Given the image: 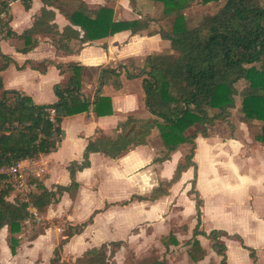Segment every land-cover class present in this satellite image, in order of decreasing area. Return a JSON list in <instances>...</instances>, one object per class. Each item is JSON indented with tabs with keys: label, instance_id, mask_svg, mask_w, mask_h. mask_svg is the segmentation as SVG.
Listing matches in <instances>:
<instances>
[{
	"label": "crops",
	"instance_id": "1",
	"mask_svg": "<svg viewBox=\"0 0 264 264\" xmlns=\"http://www.w3.org/2000/svg\"><path fill=\"white\" fill-rule=\"evenodd\" d=\"M84 1L92 7L107 3L114 9L116 21L144 14L136 9V2L132 4L129 0ZM9 6V26L14 33L20 34L32 25L43 3L31 0L29 8L25 9L19 1H12ZM50 9L54 10L53 22L61 31L69 21L56 8ZM38 40V44L26 52L19 50L22 47L20 39L5 36L0 40V66L6 64L0 69L3 88L22 92L36 104L54 102V84L66 82L67 70L60 72L57 64L63 68L71 62L84 66L83 82L86 78L92 89L90 94H82L92 101L97 79L94 68L115 66L117 62L141 54L145 57L169 46V43L162 46L158 34L131 35L129 30L84 43L73 53L56 50L46 36H38ZM121 83L119 89L104 85L99 91V95L110 98L112 112L109 115H96L90 105L88 111L63 119L57 148L35 159L41 168L39 181L44 187L55 190L56 186H68V165L81 161L84 148L96 130L112 134L120 120L139 110L140 96L128 90L130 80ZM241 124L237 126L238 132L244 125L247 128L245 123ZM240 135L228 133L210 137L208 131L207 136L198 135L194 140L195 189L202 199L200 229L205 233L213 229L224 231L226 235L221 239L226 246L227 264H253L249 249L254 253L255 263L264 264V146L253 140L248 129ZM190 146L180 145L161 162L154 161L161 155L162 146L153 139L116 158L100 152L90 153L89 166L75 173L76 190L63 192L40 213L48 223L42 231L26 236L25 230L30 231L24 225L28 219L23 221L16 236L19 245L15 254L9 249L7 226L0 228V264H49L54 248L66 237L67 225L84 222L91 215L84 229L63 243L60 264H69L89 249L118 240L123 243L112 257L114 264H124L128 253L141 258L151 250L167 264H210L211 261L219 264L220 257L204 235L196 236L205 252L201 259L193 261L186 251L189 244L185 243L192 241L195 225V200L190 193L193 167L181 173L180 179L168 188V194L155 200L136 197L148 196L160 181L171 179L176 164L183 160ZM58 223H63L64 227ZM45 245L48 246L47 254L44 259L37 255L41 258L38 262L36 253Z\"/></svg>",
	"mask_w": 264,
	"mask_h": 264
},
{
	"label": "trees",
	"instance_id": "2",
	"mask_svg": "<svg viewBox=\"0 0 264 264\" xmlns=\"http://www.w3.org/2000/svg\"><path fill=\"white\" fill-rule=\"evenodd\" d=\"M19 1L28 9L31 0H0V31L5 36L22 40L21 52L29 51L38 44V36L48 37L56 50L73 53L84 43L104 39L116 32L129 30L131 35L158 34L168 41L165 50L152 51L141 62L135 58L117 62L115 66L94 68L97 71L96 95L93 100L85 98L81 92L84 66L71 62L60 72L67 70L64 84H54L56 100L49 104H36L30 96L4 89L0 80V166L13 162L36 158L55 150L62 137L61 124L65 117L92 111L100 115L112 112L108 96L99 95L104 85L115 89L121 87V75L140 78L144 92V105L150 112L147 117L128 114L120 120L112 134L98 129L87 143L80 162L68 165L70 184L56 186L49 190L38 183L28 196V201H20L12 196L10 188H0V228L7 226L8 245L11 254L19 245L17 234L23 221L30 216L28 207L39 213L57 201L63 192H73L77 188L76 171L89 166V154L100 152L116 158L133 147L146 145L153 139V131L162 146L161 155L154 161H163L182 144H190L183 160L178 162L174 174L167 181H160L148 196L138 199L155 200L168 194V188L180 179L181 173L193 167L194 176L190 193L195 200V225L192 231V246L198 256L187 252L193 261L204 256L197 235L211 240V247L220 257L219 264H227L226 246L221 239L224 231L213 229L205 233L200 229L202 199L195 189L196 167L193 161L195 138L207 136L208 126L217 120L232 128L231 112L237 108L239 120L246 124L253 140L264 146V0H224L216 11L205 14L194 27H186L181 10L196 0H158L166 8L159 17L141 14L130 20H114V9L107 3L89 6L84 0H41L43 6L33 18L32 25L22 33H14L9 3ZM132 4L136 0H129ZM210 0H201L208 3ZM56 8L69 21L61 31L53 22ZM217 63L232 69V74L223 77ZM6 64L0 66L2 69ZM12 95L13 102H7ZM237 99L239 102L237 103ZM53 108L52 115L47 111ZM152 136V137H151ZM97 212V211H96ZM92 215L84 222L67 225L66 237L54 248L49 264H60V252L66 239L80 233ZM190 240H188L189 242ZM176 243V240L171 239ZM122 241L102 243L75 258L74 264H108ZM254 260V253L249 249ZM131 264H167L154 250L141 258L127 257Z\"/></svg>",
	"mask_w": 264,
	"mask_h": 264
},
{
	"label": "rangeland",
	"instance_id": "3",
	"mask_svg": "<svg viewBox=\"0 0 264 264\" xmlns=\"http://www.w3.org/2000/svg\"><path fill=\"white\" fill-rule=\"evenodd\" d=\"M110 1H113V0H109V2ZM223 2H224V0H210L208 3H204V2H201V0H196L194 3H192L189 6L183 8L181 10V12L184 15L186 27H194V26H196V24L201 20V18L205 14L216 11L217 8ZM136 6H137L136 9H138L141 13H144V14H147V15H150V16H153V17L161 16L163 11H164V9L166 8V5L162 1H158V0H136ZM167 45H168V41L165 40V39H162V46H167ZM134 57L137 60V62L139 63L143 59L144 55L141 54V56L137 55V56H134ZM216 65H217V67L219 69V73L221 75H223V77H226L227 75H234V74H232V69L229 70V69L223 68L221 66V64H219V63H217ZM65 72H67V75H69L68 71H65ZM88 74L89 73H87V75L86 74L85 75L88 76ZM85 75L83 74L84 77H85ZM95 75L97 77V71L95 72ZM85 79L86 78H84V82H83V79L81 81L82 93H85V94L89 93L90 94L91 93L90 91L92 89L91 88L92 84L91 83H87L88 80L87 79L85 80ZM89 80L91 81L92 78L89 77ZM128 80H130V83L128 84V90H130L131 92H134V93H136L137 95L140 96V100H139L140 108H139V110H137L135 112V114L144 115V116L150 115V112L147 110V108L144 105V92H143V88H142V85H141V79L140 78H127V77L124 76V77H122L121 82H125V81H128ZM109 87H110V89H114L111 85H109ZM7 96H8L7 102L11 104L13 102V97L10 94L7 95ZM238 102H239V99H237V103ZM239 116H240V114L237 111V108L233 109L232 112H231V118H230L231 123H232V128H228V126L221 120H217L214 123V125L208 126L207 128H208L210 137L211 136H215V135L216 136H220V135L226 136L228 133H233V134H236L237 136H241L240 134H243L247 130V128L244 125L243 128L240 129L241 131H239V132L237 131V126H239V125L242 126V124H241V122L239 120ZM154 134L155 135L153 137V140L155 142L159 143V139L157 137V130L155 131ZM32 180L33 179H31V181ZM29 194L27 195V197L29 196ZM12 196H15V195L12 194L11 197ZM46 224H48V223L46 221H44L43 219L33 220V218H31V217L28 218V223H26L24 225L27 226L30 231H27V229H26L25 230V233H26L25 235L26 236L28 234L32 235V233H36V232L42 231V229L46 226ZM58 224L61 225V227H64L63 223H58ZM188 244H189V247H188V249L186 251L187 252L190 251L194 256L197 257L198 256L197 248L192 246L191 240L189 242L187 241L185 243V245H188ZM209 245L211 246V240H210ZM47 247H48L47 245H45L43 247H40L38 249V252L36 253V256L40 255V257L42 259H44L45 255L47 254V250H46ZM130 256H131V254H129V253L125 256V258L123 260L124 264H131V261L127 258V257H130ZM40 257L37 256V261L38 262L41 259ZM114 261H115L114 259H109L108 264H114L115 263ZM73 262L74 261L70 262L69 264H74ZM210 264H214V262L211 261Z\"/></svg>",
	"mask_w": 264,
	"mask_h": 264
},
{
	"label": "built area",
	"instance_id": "4",
	"mask_svg": "<svg viewBox=\"0 0 264 264\" xmlns=\"http://www.w3.org/2000/svg\"><path fill=\"white\" fill-rule=\"evenodd\" d=\"M1 35L2 32L0 31ZM47 111L50 115L54 113L53 108H48ZM36 158L22 159L0 166V188H10L12 194L18 197L20 201L27 202V195L34 191L40 182L41 168L37 165ZM31 179L33 180L31 181ZM28 211L29 218L31 217L33 220L42 219V215L32 206L28 207Z\"/></svg>",
	"mask_w": 264,
	"mask_h": 264
}]
</instances>
